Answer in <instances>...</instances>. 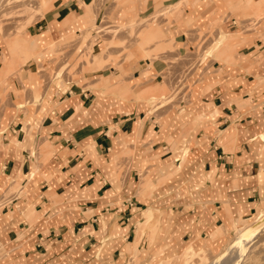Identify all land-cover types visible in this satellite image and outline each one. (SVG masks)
<instances>
[{"label":"crops","instance_id":"crops-1","mask_svg":"<svg viewBox=\"0 0 264 264\" xmlns=\"http://www.w3.org/2000/svg\"><path fill=\"white\" fill-rule=\"evenodd\" d=\"M37 1L20 35L0 33V264H156L250 219L264 185V18L250 29L239 0H186L177 22L141 32L142 45L160 34L158 59L130 47L71 78L58 63L91 38L100 49L89 24L164 3L177 18L180 0ZM196 28L220 34L209 48L222 57L186 71L176 107H151L185 71L164 57L186 54Z\"/></svg>","mask_w":264,"mask_h":264},{"label":"rangeland","instance_id":"rangeland-1","mask_svg":"<svg viewBox=\"0 0 264 264\" xmlns=\"http://www.w3.org/2000/svg\"><path fill=\"white\" fill-rule=\"evenodd\" d=\"M177 1V0H176ZM241 6H244L245 11L240 14L241 18H250L252 21L247 28H255L256 20H262L264 18V0H259L257 3L254 0H239ZM255 2V6H254ZM163 7L157 9L154 13L147 15L144 18H134L132 24H122V23H111L108 25L104 22L102 18L100 23H93L90 20L88 28L93 31H98L95 33V37L99 38L101 44L98 49H95L93 39L89 41V44L85 50L75 56L73 63L69 64V57L67 61L63 63H58V71H62L65 66V73L71 78H75L77 74L89 73L96 69H104L107 66H115L121 60H126L129 49L131 47L134 49L142 50L144 58L149 60L158 59V53L166 49L165 45L159 44L160 31L158 28V18H164L165 21H178L182 15V7L186 4V0H180L177 3L179 6V16L175 18L172 13L166 11L168 9L167 3H164ZM182 4V5H181ZM251 6V7H250ZM250 7V8H248ZM236 9H239L236 8ZM233 10V9H232ZM235 10V9H234ZM40 15V6L37 0H0V33L3 38H10L15 35H20L25 27L38 18ZM257 22V21H256ZM154 27L158 30V34L150 41L140 43L141 32L147 27ZM211 30L212 26L208 28ZM195 40L190 42L192 45L189 50L185 46V53L181 56H176V58L164 57L165 62H178L182 61V71L176 78L175 82L171 84L168 81L167 84L161 83L160 85L165 88V92L161 96H156L155 99L151 100V107H162L167 108L171 106H177L179 99H185L182 93V79L186 75V71L189 68H194L198 61H202L206 55H210L213 60H219L222 55H217L214 50H210L219 36H211L205 41L201 34L203 30L196 28ZM200 36V39L196 40ZM56 43H51L46 46V52L50 53L52 48H55ZM151 46V47H150ZM209 48V52L207 49ZM226 53L224 54V56ZM58 57V56H57ZM187 64H183L185 59ZM54 59L57 60L56 56ZM54 60V61H55ZM53 61V62H54ZM61 64V66H60ZM60 66V67H59ZM78 66V67H77ZM165 78V77H164ZM59 79L61 77L59 76ZM264 203V185L261 197L256 203V209L250 219L244 220L240 224H229L226 229L221 233L220 242L217 246L212 248H198L196 251L187 247L180 254L172 258H161L156 264H220L221 259L224 260V264H264V224L259 231V233L246 244L247 246L240 248L239 243L241 237L248 230L247 228L257 224L255 221V216L258 210V205ZM262 215H258L259 221L264 218V210L260 212ZM257 219V218H256ZM238 228V229H237ZM218 233H220L218 231ZM235 254L231 257V254ZM223 257V258H222ZM227 257V259H226ZM229 258V259H228ZM218 259V260H217ZM227 260V263H225ZM216 262V263H215Z\"/></svg>","mask_w":264,"mask_h":264},{"label":"bare ground","instance_id":"bare-ground-1","mask_svg":"<svg viewBox=\"0 0 264 264\" xmlns=\"http://www.w3.org/2000/svg\"><path fill=\"white\" fill-rule=\"evenodd\" d=\"M255 218H257V219H255V221L257 222V224H255L254 226H252V227H248L247 229V231L245 232V234H243L242 235V237H241V240H240V243H239V247L240 248H242V247H245V246H247L246 244H248L249 242H251V240L259 233V231L261 230V228H262V226H263V224H264V218L261 220V221H259V218L260 217H255ZM264 228V227H263ZM231 254V253H230ZM235 255V254H234ZM234 255L233 254H231V257H234ZM223 258V257H222ZM226 259H227V257H226ZM229 259V258H228ZM218 260V259H217ZM224 262V260L223 259H221L220 260V262H218V263H220V264H224L223 263ZM216 263V262H215ZM225 263H227V260H225ZM217 264V263H216Z\"/></svg>","mask_w":264,"mask_h":264}]
</instances>
